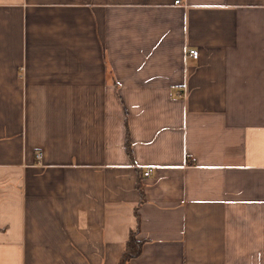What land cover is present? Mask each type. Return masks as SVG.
Here are the masks:
<instances>
[{"label":"crops","instance_id":"obj_1","mask_svg":"<svg viewBox=\"0 0 264 264\" xmlns=\"http://www.w3.org/2000/svg\"><path fill=\"white\" fill-rule=\"evenodd\" d=\"M182 1L0 0V264H264V0Z\"/></svg>","mask_w":264,"mask_h":264},{"label":"trees","instance_id":"obj_2","mask_svg":"<svg viewBox=\"0 0 264 264\" xmlns=\"http://www.w3.org/2000/svg\"><path fill=\"white\" fill-rule=\"evenodd\" d=\"M138 232V226L130 231L117 264H129L130 259L140 253L143 239L138 236Z\"/></svg>","mask_w":264,"mask_h":264},{"label":"built area","instance_id":"obj_3","mask_svg":"<svg viewBox=\"0 0 264 264\" xmlns=\"http://www.w3.org/2000/svg\"><path fill=\"white\" fill-rule=\"evenodd\" d=\"M174 3L175 4H184V2L182 0H174ZM198 54H199V50L197 48H189L187 50V56H190V57H193V58H197L198 57ZM36 158H40L41 157V152L40 151H37L36 152ZM151 168L148 167L145 171H144V174L147 175L149 173V170Z\"/></svg>","mask_w":264,"mask_h":264}]
</instances>
